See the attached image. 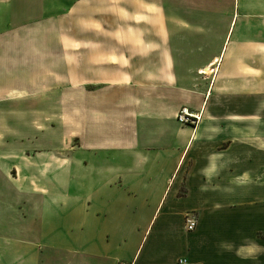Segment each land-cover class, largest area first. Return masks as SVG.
<instances>
[{
  "label": "crops",
  "instance_id": "crops-1",
  "mask_svg": "<svg viewBox=\"0 0 264 264\" xmlns=\"http://www.w3.org/2000/svg\"><path fill=\"white\" fill-rule=\"evenodd\" d=\"M59 19L86 27L66 37V70L82 74L62 101L58 127L65 121L68 140L40 158L22 150L6 155L20 164L0 162V264H264V129L207 112L224 58L228 75L262 68L248 59L264 57V0H0V73L44 63L57 71L58 52L42 51L18 55L12 69L19 49L11 43L35 37L11 31ZM190 41L224 43L201 68L211 73L203 90L135 82L136 72L170 75L164 59L188 56L156 45ZM3 81L0 104L35 97L29 103L59 105L23 92V81ZM228 82L245 91L243 105L264 99V83ZM182 106L199 114L196 126L177 121ZM42 113L35 106L31 125L58 132L42 126Z\"/></svg>",
  "mask_w": 264,
  "mask_h": 264
},
{
  "label": "rangeland",
  "instance_id": "rangeland-1",
  "mask_svg": "<svg viewBox=\"0 0 264 264\" xmlns=\"http://www.w3.org/2000/svg\"><path fill=\"white\" fill-rule=\"evenodd\" d=\"M56 23L57 24L55 25L48 24L37 27H27L26 30L21 29L20 31H11L27 33L28 35H33L35 37V39H32V41L11 43L12 46L16 45L12 47V50L19 49V52L13 54V57L10 58L12 69L17 70L16 63H18L19 60L17 57L18 55L29 56L28 54L31 51H33L34 53H39L38 51H42L45 54L58 52V60L53 64L58 66V69L57 71L55 69H53L54 71H51L52 68L48 67L49 63H44V67H42L43 69H37L33 72L20 73L19 71H12L10 75L0 73V82H4L3 79H7L8 76L10 77L11 82L23 81V84H25V86L28 88L26 90H22L23 92L27 91V93L32 96H38L42 93L43 97L55 99L54 101L58 102L59 105H45L47 103V100H43L41 105L29 103V100L31 98L32 100H34L35 97H31L30 99H27V101L19 100L16 102L1 103L0 112L4 110L9 112L6 113L5 116H3L5 125L7 127L5 129L2 127L0 130V132L3 134L0 138V162H5L8 164L19 162L17 164H20L22 162V158L16 157L15 159H9L6 155L10 152H18L23 150L25 153L27 152L28 154H31L32 158H40L41 154H39V151L41 149H48V151L50 152V150H55V148L59 146L60 142L62 146H65L67 144L68 134L65 131V121H63V128L60 126L59 129L58 127V124H61L59 118L60 120L61 118L63 120H66L67 106L63 104L62 101H64L63 99H66L67 84H72L73 80L77 81L78 77L80 78L79 81H81L82 74H70L66 70V37L68 34L79 36L83 35L86 31V27L67 25L66 20L63 19L57 20ZM36 36L40 37V39H43V41H34L36 40ZM55 36H58L60 38V41H54ZM28 39L30 40V37ZM161 44L163 46L156 45L155 49H171L172 53L174 54H177L178 50L181 49L182 51H186L188 56L181 58L167 57V59H164L166 60V65L170 63V68H168L167 66L164 68V70H171L170 75L162 74L161 72L163 68L156 69L154 73L151 74H143L137 72L135 74L132 73L134 74L133 76H135V82H138L140 84L146 81L169 82L171 84H178V86L186 88L187 92L189 93H195L197 90H203L205 86H207L210 82V71L205 72L204 69L201 68L209 64V62H211V60L215 56H218L221 49L223 48L224 43L213 41H190L186 43L166 42ZM2 45L3 44L0 43V49L2 48ZM76 45H78V43ZM134 45H136L137 47V42L134 43ZM249 60L251 64H256L257 66L262 65V68L257 69V71L253 70L251 73L247 74L237 73L236 75H228L226 59L224 58L218 75L216 76L215 74V77L213 79V86H211L212 82L209 85V90L212 89L211 92H209L211 104L208 106L207 112L224 116L235 115L236 120H244L246 122L245 125H249V128L252 131H255L258 129H264V99L260 98L261 100H252V104L243 105L242 103L248 99V96H246L244 100L237 98L243 97L245 91L233 89V83L228 82V80H234L236 82L250 80L252 82H255V85L259 88L261 87L259 83H262L263 85L264 57L261 59H248V61ZM200 70H203L204 74H199ZM43 71H46L47 73ZM261 91L264 92V90ZM247 94L248 93H246V95ZM254 94H258V90L251 91V96L252 99H254L253 97H259V95L257 96ZM263 96L264 93L262 97ZM228 98H236L234 100L236 101V104L234 106L228 105L227 102L231 101L228 100ZM36 100L37 102L40 101L39 99ZM48 103L50 104L51 101ZM35 106L37 107V110L42 109L43 111L42 117L44 118V120L42 126L44 128H50L51 125H55V128L59 129L60 131L58 130V132H46L47 130H45L41 132L40 130H38V128L35 127L34 123L33 125H31L32 121H35ZM189 110L194 113V111H192L190 108ZM17 112H19L20 114H17ZM197 115L199 114L197 113ZM198 122L188 125L196 126ZM7 128L12 129L13 131H10L9 134H6ZM72 144H75L74 141H72ZM77 156L82 158V151L79 150V154ZM63 172L64 175L67 174V171ZM146 240L147 239L144 240L143 245H145Z\"/></svg>",
  "mask_w": 264,
  "mask_h": 264
},
{
  "label": "built area",
  "instance_id": "built-area-1",
  "mask_svg": "<svg viewBox=\"0 0 264 264\" xmlns=\"http://www.w3.org/2000/svg\"><path fill=\"white\" fill-rule=\"evenodd\" d=\"M200 120L197 114L192 113L188 107H182L177 113V121L182 125H188L196 123ZM186 229L193 231L197 226V219L195 216L188 215L186 217ZM124 264V263H123ZM177 264H186L184 259H180Z\"/></svg>",
  "mask_w": 264,
  "mask_h": 264
},
{
  "label": "bare ground",
  "instance_id": "bare-ground-1",
  "mask_svg": "<svg viewBox=\"0 0 264 264\" xmlns=\"http://www.w3.org/2000/svg\"><path fill=\"white\" fill-rule=\"evenodd\" d=\"M218 60H219L218 58L215 59V61H214L215 63H214V62H213V63L216 64V63L218 62ZM205 72H206V71H205ZM199 74H201V75L204 74V71H203V70H200V71H199Z\"/></svg>",
  "mask_w": 264,
  "mask_h": 264
}]
</instances>
